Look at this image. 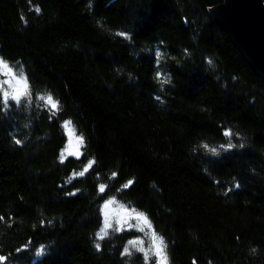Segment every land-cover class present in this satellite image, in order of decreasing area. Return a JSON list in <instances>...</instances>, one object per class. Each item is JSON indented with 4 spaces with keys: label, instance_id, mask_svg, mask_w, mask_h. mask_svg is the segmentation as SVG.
<instances>
[{
    "label": "trees",
    "instance_id": "obj_1",
    "mask_svg": "<svg viewBox=\"0 0 264 264\" xmlns=\"http://www.w3.org/2000/svg\"><path fill=\"white\" fill-rule=\"evenodd\" d=\"M224 2L0 0V57L31 93L0 92L4 264H154L122 254L131 230L98 239L112 197L169 264H264V82L215 20ZM68 120L84 143L61 162Z\"/></svg>",
    "mask_w": 264,
    "mask_h": 264
},
{
    "label": "snow or ice",
    "instance_id": "obj_2",
    "mask_svg": "<svg viewBox=\"0 0 264 264\" xmlns=\"http://www.w3.org/2000/svg\"><path fill=\"white\" fill-rule=\"evenodd\" d=\"M36 11H39V9L37 8ZM121 35H125V34H121ZM0 75L7 77V79L4 80H0V92H2V98H3V103L5 105H7L9 98H11L12 100L16 101L17 103L20 102V99L22 96H29L31 95L29 89H28V81H27V77L25 76L23 69L20 68L18 71L14 70L12 66L9 65V63L7 61H5L3 59V57H0ZM166 82V81H164ZM7 85V88H5L4 86ZM40 100L45 101V103L47 105H49L51 107L52 110H58L59 109V101L54 99V97L51 94H48L47 96H40L39 97ZM62 127L65 128L68 136H69V147L71 146L72 140L73 138H75V140L77 141V143L79 145H83L84 143V139L82 134L77 136L76 135V131L75 128L72 126V122L70 120L68 121H64ZM226 136H231V130H227L225 132ZM17 143H20V141H17ZM203 147L205 148H209L208 145H203ZM221 148L224 147H233V145L231 143H229L227 146L225 145H221ZM65 151H68V148L66 147L65 150H62L61 152V162H63V160L66 158L65 157ZM209 151L215 153L217 151V149L215 148H210ZM69 154H73V153H69ZM76 155H79V153H74ZM95 163L94 160H89L88 163L85 165L84 169L80 172H73L72 176L69 177L68 182H71V179L74 178L75 176L79 175V176H83L85 174V172L88 171L89 168L92 167V165ZM113 176H115L116 174L113 173ZM132 184V181H128L125 185H123V187H128ZM106 185L101 184L99 186V191L102 193L105 191ZM117 204V201L115 200L114 197L106 200L103 204V208L105 210L109 209L110 206ZM117 214L119 216V212H125L128 214V219H136L137 220V224L136 225H131L129 224V227H136L138 228V230L140 232H145V229H149L150 230V238H151V242H152V250H154L155 254L159 257V261L158 264H167L168 261V257H167V253L165 251L166 249V245L164 243L163 237L158 236V234L155 232L154 229H152V224L150 222V220L148 219V217L146 216L145 213L139 212L137 211L135 208H131L129 209L126 205H119V209L116 210ZM104 221H103V225L101 226L100 230L97 232V237L98 239L102 240L104 239V237H106L108 235V229L113 227V224L109 218V212L105 211L104 212ZM116 223L119 225L118 228H116L117 231H122L124 230V225L127 223V219H120L118 218L116 220ZM148 234V233H146ZM128 244L131 245L132 247H138L139 245L143 244V241L140 240L139 238L136 240H129ZM96 248L99 250L100 248V244L97 243L96 244ZM44 246H40V248H38L36 250V254L40 255L44 252ZM139 251H144L143 247H139L138 248ZM122 254L125 255H130L129 252V248L126 246L124 248V251ZM6 260V257L4 256H0V264H4V261Z\"/></svg>",
    "mask_w": 264,
    "mask_h": 264
},
{
    "label": "water",
    "instance_id": "obj_3",
    "mask_svg": "<svg viewBox=\"0 0 264 264\" xmlns=\"http://www.w3.org/2000/svg\"><path fill=\"white\" fill-rule=\"evenodd\" d=\"M212 14L264 82V1L225 0Z\"/></svg>",
    "mask_w": 264,
    "mask_h": 264
},
{
    "label": "rangeland",
    "instance_id": "obj_4",
    "mask_svg": "<svg viewBox=\"0 0 264 264\" xmlns=\"http://www.w3.org/2000/svg\"><path fill=\"white\" fill-rule=\"evenodd\" d=\"M14 70L18 71L17 69L13 68ZM4 79H7V77L5 76H2L0 75V80H4ZM5 88H7V85L4 86ZM23 97L25 96H22L20 101L23 99ZM8 102H16L14 100H12L11 98H9ZM67 134V132H66ZM77 135V133H76ZM78 136V135H77ZM66 147L68 148V151H65V157H70V156H75V157H79L82 153L81 149H82V145H79L77 143V141L75 140V138H73L72 140V143H71V146L69 147V136L67 134V144H66ZM65 147V149H66ZM64 149V150H65ZM79 153V155H76L74 153ZM69 153H73V154H69ZM122 203H119L117 202V204H114L112 206H110L109 209L105 210L103 207H102V212H103V221L105 219L104 217V212L105 211H108L109 212V218L113 224V227L112 228H109L108 229V234L115 231V232H123V231H133L136 233V237L133 239V240H136V239H140L143 241V244L142 245H139L138 247H132L131 245L128 246V248H135L138 250L139 247H143L144 251L142 252L146 259L149 260V261H153L154 264H158V261H159V257L155 254L154 250H152V242H151V238H150V230L149 229H145V232H140L138 230V228L136 227H129L128 225L131 224V225H136L137 224V220L136 219H128V214L125 213V212H119V216L117 214V209H119V205H121ZM124 205V204H123ZM128 207V206H127ZM129 209H131L130 207H128ZM120 218V219H127V223L124 225V230L122 231H117L116 228L119 227V225L116 223V220ZM153 229V227H152ZM148 233V234H146ZM167 264H169V261H167Z\"/></svg>",
    "mask_w": 264,
    "mask_h": 264
}]
</instances>
